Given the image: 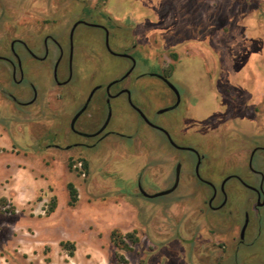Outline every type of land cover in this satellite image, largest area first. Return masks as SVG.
<instances>
[{"label":"rangeland","instance_id":"rangeland-1","mask_svg":"<svg viewBox=\"0 0 264 264\" xmlns=\"http://www.w3.org/2000/svg\"><path fill=\"white\" fill-rule=\"evenodd\" d=\"M138 1L147 8L153 5L158 21L155 25L146 18L137 21L130 27L134 39L137 45L146 46L148 50L157 47L160 52L155 50L158 59L144 58L140 51L133 52L137 62L126 80L134 84L132 102L150 122L165 126L177 145L194 147L203 155L199 172L212 181H218L225 173L248 178L246 153L252 145L264 141V116H260L257 127L249 115L234 111L232 114L221 99V93H226V99H235L232 84L244 92L254 93L258 88L260 95L253 100L262 108L264 4L248 12V7L257 6L254 4L260 0L251 3L246 0ZM94 3L104 2L94 0ZM120 7V22L130 23L127 16L132 13L128 5L124 3ZM63 8L58 35L65 40L68 28L82 13V3L68 0ZM172 12L178 23L174 29H168ZM243 16L251 18L245 26L232 25ZM101 19L110 25L109 19ZM214 22H220L221 26ZM75 28L72 77L66 86L72 90L75 101L61 98L56 129L67 126V120L62 117L70 115L77 101L85 98L95 84L112 80L130 65L126 57L111 54L104 48L99 28L82 23ZM204 34L207 36L205 44L186 43L185 55L180 60L171 56L168 46L172 40L194 35L199 39ZM109 46L117 53L124 48L131 50V42L124 40L111 39ZM215 52L218 58H213ZM158 64L163 68L173 64L168 78L181 98V103L173 110L162 111L171 98V91L159 78L148 74L158 70ZM65 67L66 61H61L59 72ZM49 77L48 71L40 77L42 88ZM52 97L55 99L56 93ZM114 104L119 105V109ZM210 114L215 115L214 122L227 117L223 126L232 133L227 144L230 152L226 155L221 153L226 148L222 138L214 133L203 134L196 127ZM103 115H106L105 108ZM109 117L108 128L112 132L107 139L112 142V152H98L101 155L92 158L76 151L67 157L58 150L24 153L12 145L11 138L0 127V264H187L188 260L233 264L235 259L237 264H264V208L260 211V224L253 219L249 223L245 240L249 244L241 246L235 256L232 247L225 245L223 236H217L204 221L192 217L185 200L177 196L189 190L186 184L173 194L153 198L142 196L137 189V178L149 193L162 189L171 156L190 160L191 152L172 148L162 132L141 120L124 95L111 99ZM47 124L45 116L41 115L31 127L24 125L23 133L30 136L38 133L37 139L32 140L45 146L63 143V134L47 130ZM211 127L209 124L206 128ZM68 136L70 141L84 140L72 133ZM105 156L110 160H105ZM80 158L87 160L84 174ZM158 168L160 171L156 172ZM68 182L76 191L73 204L69 203ZM228 183L235 189L230 200L238 211L245 204L243 196L249 192L234 180ZM52 198L55 205L49 210ZM113 230L122 235L133 232L136 242L126 238L127 247H117L112 240ZM64 242L72 244V249L62 245Z\"/></svg>","mask_w":264,"mask_h":264},{"label":"flooded vegetation","instance_id":"flooded-vegetation-1","mask_svg":"<svg viewBox=\"0 0 264 264\" xmlns=\"http://www.w3.org/2000/svg\"><path fill=\"white\" fill-rule=\"evenodd\" d=\"M67 1L0 0V127L11 138L12 145L24 153L36 154L43 151L53 152L58 150L66 157L73 151L83 152L89 158L100 156L101 154H98V152H112V142L107 139L112 132L108 128L111 99L117 95H124L128 105L139 114L141 120L162 132L172 148L176 150L186 149L193 155L190 160L171 156V162H169L170 165L167 168L168 173L162 181V189L149 193L142 188L141 182L137 178L135 184L139 193L144 196L141 189L148 194L166 190L174 186L177 178L175 187L170 192L159 196L173 194L178 191L179 186L186 184L185 186L189 187V190H183L177 196L185 200V206L190 210L192 217L204 221L207 227L213 230L217 236H223L225 245L231 246L235 251L234 255L237 256L236 251L241 246L249 244L245 240L250 221L253 219L259 225L262 220L260 211L264 208V141L252 145L246 153L245 163L249 171L248 178L237 173H225L218 181H212L205 174L203 175L199 172L203 155L198 153L194 147L177 145L165 126L150 122L131 100L134 84L131 80H126L136 66L137 61L133 56V52L140 51L144 58L155 57L158 59L160 48L156 47L148 50L146 46L137 45L138 41L134 39L135 36H133L130 27L144 18L155 25L158 20H155L157 13L154 6L151 5L152 8H147L138 0H134V3H131L130 0H103L104 3L101 5H96L94 0H79L82 3V13L73 21L64 37L65 40H62L58 35V23L60 21L59 16L64 11L63 7ZM251 1L246 0V3H251ZM260 1L254 4L257 6L252 8L251 5L248 7L247 11H254L258 5L264 4V0ZM124 3L128 5L129 13H132L127 16V19L130 20L128 24L120 22L122 12L118 11V8H121L120 6ZM117 5L118 7H116ZM248 16L236 19L232 25L245 26V23L251 19ZM101 18L109 19L111 21L110 25L103 22ZM80 23L99 28L103 34L104 48L111 54L126 57L130 61V65L123 74L112 80L95 84L85 98L77 101L72 113L62 117L67 120V126L63 129L58 127L56 129V126H59L56 119H59L61 98L67 99V102L75 101L72 90L66 86L70 84L72 77L73 31H75L76 25ZM177 23L178 19L172 12V23L168 25V29H170L169 27L174 29ZM214 24L221 26L220 22H214ZM124 35L127 36V39ZM158 38L160 39V37ZM170 38L175 37L170 36ZM111 39L120 42L124 40L126 43L131 42V50L127 51L124 48L122 52L117 53L112 51L110 46V49H108L106 42L109 45ZM206 41L207 36L205 34L199 39H197V35H194V37L172 40L168 48L172 52L171 56H177L180 60L182 55H185L184 47L186 43L205 44ZM156 49H158V53H156ZM215 54H213V58H218L216 52ZM61 61H66V67L62 73L59 72ZM172 66L173 64H169L167 68H163L158 64V70L148 72V74L159 78L171 91V98L162 111L173 110L181 103L176 88L168 78V72ZM217 70L220 71L221 69L217 68ZM47 71L50 79L42 88V78L40 77H43ZM31 73L37 77H33ZM232 86V95H235L236 98L229 97L231 100L226 99L224 97L226 93H221V99L227 103L226 106L232 114L234 111L245 116L249 115L252 122L259 127L260 116H264V99L261 101L263 103L261 108V106L254 104L253 98L260 95V93L257 94L260 90L257 88L254 93L244 92L235 85L232 84ZM261 92L264 94V87ZM53 93H56L55 99L52 97ZM239 98L241 100H238ZM53 100H55L54 105ZM114 106L119 109V105L114 104ZM104 108L106 115L102 116ZM41 115L45 116L48 122L46 125L47 130L52 131L54 129L58 131V134L59 132L63 134V143L55 147L45 146L40 142L33 141L39 136L38 133L34 132L31 136L24 135V125L31 127ZM215 118V115L210 114L204 120L201 119L196 127L203 134L214 133L218 138H222L221 140L224 141L227 149L221 150V153L226 155L230 152V146L228 148L227 144H230L232 131L223 126L227 117L226 119L217 118L214 122ZM209 124L212 127L207 129L206 127ZM71 133L86 141H80L77 138L70 141L68 135ZM218 143H221V141L218 140ZM103 158L110 160L109 156ZM79 165L82 167L80 169H83L81 173L84 174L87 168H83L82 161L79 162ZM159 171L160 168L156 170V172ZM249 176L252 178L249 179ZM230 180L236 181L240 187L249 192L248 195L243 196L245 204L238 211L230 200L231 194L235 192V189L228 183ZM188 201L189 204L186 205ZM257 231L259 232V226ZM194 245H197V243ZM188 246L193 245L188 244ZM237 262L238 260L235 259L233 264H237ZM187 264L218 263L188 260Z\"/></svg>","mask_w":264,"mask_h":264},{"label":"trees","instance_id":"trees-1","mask_svg":"<svg viewBox=\"0 0 264 264\" xmlns=\"http://www.w3.org/2000/svg\"><path fill=\"white\" fill-rule=\"evenodd\" d=\"M80 160L82 161L83 168L86 169L87 168L86 159L80 158ZM66 187L68 189L69 203L73 204L75 202V200H76L75 188H74V186H73V184L71 182H68L66 184ZM54 205H55V199L52 198L51 201H50L49 210H52ZM111 235H112L113 243L117 247H127V245L125 243V239L126 238L129 239L132 242H136V237L134 236L133 232H127V233L122 235L119 232H116L115 230H113ZM62 245H69L70 248L72 249V244H69L68 242H64Z\"/></svg>","mask_w":264,"mask_h":264},{"label":"water","instance_id":"water-1","mask_svg":"<svg viewBox=\"0 0 264 264\" xmlns=\"http://www.w3.org/2000/svg\"><path fill=\"white\" fill-rule=\"evenodd\" d=\"M72 30H73V28H72ZM72 30H71V35H72ZM106 46H107L108 49H110L107 42H106ZM140 114H141V112H140ZM177 172H178V167H177ZM176 182H177V178H176ZM176 182H175L174 186H172L171 188H168L166 190H161V191H158V192H155V193H152V194H148L144 190L141 189V192L143 193L144 196H147V197H155V196L163 195V194H166V193L170 192L175 187Z\"/></svg>","mask_w":264,"mask_h":264}]
</instances>
